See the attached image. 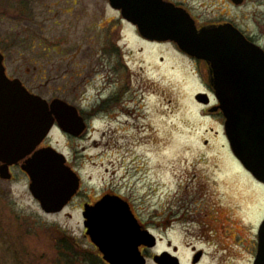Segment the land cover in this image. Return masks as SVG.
I'll return each mask as SVG.
<instances>
[{"label":"rangeland","instance_id":"obj_1","mask_svg":"<svg viewBox=\"0 0 264 264\" xmlns=\"http://www.w3.org/2000/svg\"><path fill=\"white\" fill-rule=\"evenodd\" d=\"M172 1L201 23L231 21L264 48V0ZM72 3L0 0V50L10 68L21 66L30 87L47 100L91 111L99 97L110 99L81 136L68 138L52 128L44 141L63 153L80 178L78 192L61 211L40 208L20 168L10 179L0 178V264H63L56 248L61 237L99 257L83 232L80 209L82 201L106 190L127 199L140 224L157 237L154 247L143 249L146 264H156L151 257L163 250L180 264H192L197 250L203 252L197 264H249L264 219V184L232 154L223 121L205 116L196 103L194 94L207 88L201 67L167 45L141 56L133 28L116 22L106 4ZM86 4L88 15L79 8ZM93 9L110 23L103 20L106 28L91 44L79 35ZM101 39L123 48L128 69L121 70L117 53L101 56ZM127 82L133 93L120 90Z\"/></svg>","mask_w":264,"mask_h":264},{"label":"water","instance_id":"obj_2","mask_svg":"<svg viewBox=\"0 0 264 264\" xmlns=\"http://www.w3.org/2000/svg\"><path fill=\"white\" fill-rule=\"evenodd\" d=\"M108 1L143 37L172 40L188 55L207 63L229 147L242 166L264 184V49L230 22L197 29L189 13L170 1ZM231 1L240 4L243 0ZM2 58L0 53V178L9 179V166L24 159L21 169L29 177L31 195L44 212L60 211L76 192L79 177L62 153L51 146L35 147L54 122L73 136L83 132L85 123L73 105L60 98L47 101L29 93L18 79H8ZM203 96L198 93L196 99L207 103ZM82 216L86 234L108 264L146 263L139 246L154 247L156 237L140 226L125 200L105 194L94 204H85ZM200 254L194 255L193 262ZM152 259L157 264H179L168 251ZM253 264H264V219L257 230Z\"/></svg>","mask_w":264,"mask_h":264},{"label":"flooded vegetation","instance_id":"obj_3","mask_svg":"<svg viewBox=\"0 0 264 264\" xmlns=\"http://www.w3.org/2000/svg\"><path fill=\"white\" fill-rule=\"evenodd\" d=\"M101 2H103L104 4H106V9L107 10H112L116 17H117V20L116 22L118 23H126L128 24L129 26H131L137 36V38L139 39V41L142 42V45H140L138 48H137V52L142 56V55H151L153 54V52H155V46H162V45H167L169 47H171L172 49H174L178 54L188 58L193 64H196V66H200L201 67V72L199 73V76H201L203 79H204V82L206 83L207 85V88L205 91H199V92H204L205 94H207L206 98L208 100V104H203V103H200V102H196L197 104H199L200 106H202L204 108V110L207 112V115L205 116H209V117H214V118H217V119H221L222 118V115H221V112L220 110L217 108V101H216V98L214 97L213 95V92L211 90V88L209 87L208 85V66L200 59H197L195 57H191L189 55H187L186 53L182 52L179 47L177 46V44L173 41H170V40H165V41H157V40H150L148 38H145L143 37L139 31H138V27L136 25H133L131 24L130 22H128L122 15L121 11L120 10H115V9H112L110 8L109 6V2L107 0H100ZM167 1H172V0H167ZM174 2V1H172ZM176 5H181L183 6L181 3H176L174 2ZM73 5L74 4H78V0H73ZM88 7V4L86 5H80L79 8L81 11H86V15H88V9L90 8H87ZM188 12L189 14L191 15V17L193 18L194 22H195V25L197 28H199L200 26L202 25H207V24H219V23H223V22H227V20H223V21H218V22H209V23H201L197 17L190 11L189 8L183 6ZM98 13V12H97ZM93 18H96L98 24L96 25L94 22H93ZM78 15L76 16L75 18V26L78 24ZM103 20H106V18H104L103 14H96L95 13V10H91L89 12V20H88V24H85L81 30H80V35L79 37L81 38H84L86 37L85 39H87L91 44L98 41V39L96 37L98 36H102L103 34V31L104 29L106 28L105 26L102 25L103 23ZM115 21V20H113ZM101 22V24H100ZM231 22V21H229ZM92 24V27L89 25V24ZM106 23H110V20H106ZM232 23V22H231ZM233 25H235L234 23H232ZM236 26V25H235ZM237 27V26H236ZM94 28L97 30L96 32L94 31ZM239 28V27H238ZM240 29V28H239ZM240 31L242 33L245 34L244 31H242L240 29ZM102 33V34H101ZM246 35V34H245ZM247 36V35H246ZM249 37V36H247ZM250 38V37H249ZM251 39V38H250ZM252 40V39H251ZM253 41V40H252ZM101 44H102V52L103 54L101 55L102 57H106L108 56L109 54L112 53L113 54H116L117 53V61H118V65L119 67L121 66V70L123 71L124 68L125 69H128L129 66L128 64L126 63V60H124V57H125V54H124V50L123 48H121L118 44H110L109 43V39L108 41L106 42L105 40H102L101 39ZM1 54L3 55V60H2V64L4 66V71H5V75L8 77V79H19L21 84L30 92V93H33V94H37V95H41L39 94V92H37L35 89H33L32 87L29 86L28 84V81L25 79L26 76H22L23 74H21L19 72V67L21 68V66H18V65H15L14 67L10 68L9 65H8V60L6 59V55L4 54V52H2V50H0ZM27 59V58H25ZM162 59V57L160 58V60ZM16 61V60H14ZM30 62L32 63H35L34 60H31ZM123 64V66H122ZM120 90H122V92L124 93H133L134 92V88H131L130 84H127L123 85ZM198 93V92H197ZM113 99V98H112ZM110 99H107V98H102V97H99L95 103L92 105V110L91 111L89 108L88 109H85V108H82L80 107V103L78 105V103L75 105V107L77 108V111H78V114L81 116V118L83 119V121L85 122V125L86 127H88L90 125V122L93 120V118H97V115L101 114L102 115V111L105 110V107L108 105ZM87 107V106H86ZM100 115V116H101ZM53 128H56L59 132H61V134L67 136L68 138H77V137H73L69 134H66L64 133L62 130H60L59 127H57L56 125H54ZM81 136V135H80ZM79 137V136H78ZM46 141V140H45ZM44 141L39 145L40 146H45L47 145V143L44 145ZM20 164H21V161L10 166L9 169H10V172H11V177H13V169L14 168H20ZM106 193H109V194H117L114 192V190H106V191H103L102 193H100L97 198H95L93 201H82L81 202V209L80 211H82L83 209V205L85 203H88V204H93L97 199L100 198L101 195L103 194H106ZM120 195V194H118ZM122 197V196H121ZM125 199V198H124ZM127 200V199H126ZM128 201V200H127ZM129 205H130V208L132 210V212L134 213L135 217L138 219L137 217V214L136 212L134 211V209L132 208V205L131 203L128 201ZM139 220V219H138ZM84 232V231H83ZM85 234V233H84ZM255 249H256V244L254 242V244H252V258H251V261L249 264H252V260H253V257L255 255ZM202 257V256H201ZM201 259V258H200ZM200 261V260H199ZM198 261V262H199ZM197 262V263H198ZM195 263V264H197Z\"/></svg>","mask_w":264,"mask_h":264},{"label":"trees","instance_id":"obj_4","mask_svg":"<svg viewBox=\"0 0 264 264\" xmlns=\"http://www.w3.org/2000/svg\"><path fill=\"white\" fill-rule=\"evenodd\" d=\"M57 243V252H60V259L63 261V264H105L100 257L95 255V258L90 254L81 253L74 247L72 242L66 237H61L56 239ZM62 252H61V251ZM83 257L82 260H78V257ZM97 257V258H96ZM84 263H81V262Z\"/></svg>","mask_w":264,"mask_h":264},{"label":"bare ground","instance_id":"obj_5","mask_svg":"<svg viewBox=\"0 0 264 264\" xmlns=\"http://www.w3.org/2000/svg\"><path fill=\"white\" fill-rule=\"evenodd\" d=\"M162 145H163V144L159 145V149H163V148H162Z\"/></svg>","mask_w":264,"mask_h":264}]
</instances>
